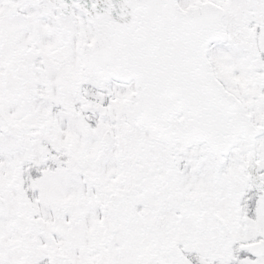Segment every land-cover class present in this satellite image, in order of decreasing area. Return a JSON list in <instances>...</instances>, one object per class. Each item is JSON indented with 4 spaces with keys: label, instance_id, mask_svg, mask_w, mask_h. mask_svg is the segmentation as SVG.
Here are the masks:
<instances>
[{
    "label": "snow or ice",
    "instance_id": "6c2138e0",
    "mask_svg": "<svg viewBox=\"0 0 264 264\" xmlns=\"http://www.w3.org/2000/svg\"><path fill=\"white\" fill-rule=\"evenodd\" d=\"M0 264H264V0H0Z\"/></svg>",
    "mask_w": 264,
    "mask_h": 264
}]
</instances>
